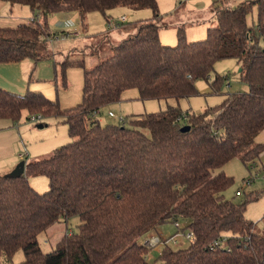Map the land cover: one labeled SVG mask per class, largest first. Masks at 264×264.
Here are the masks:
<instances>
[{
    "label": "trees",
    "instance_id": "1",
    "mask_svg": "<svg viewBox=\"0 0 264 264\" xmlns=\"http://www.w3.org/2000/svg\"><path fill=\"white\" fill-rule=\"evenodd\" d=\"M8 1L29 6L33 20L0 25V64L51 59L49 15L78 11L84 28L89 13L106 15L119 6L150 8L160 18L157 0ZM254 7L257 24L249 25ZM215 18L217 25L203 40L187 41L180 29L175 46L162 45L158 21L148 20L110 43L112 55L93 67L66 58L63 87L68 66L84 69L81 103L69 109L38 91L0 87V120L14 126L24 113L29 119L63 117L74 138L49 157L28 161L22 176L0 175V264L19 249L25 258L18 264H264V235L246 219V202L225 197L234 179L220 171L238 157L249 168L264 153V144L256 141L264 130V0H242L234 7L222 0ZM224 58L241 64L247 92L228 93L198 113L168 105L105 126L96 117L129 90L141 101L198 95L196 81L208 80ZM184 126L189 130L181 131ZM31 177L47 178L48 189L38 191ZM73 216L82 221L79 231L65 234L45 253L39 234ZM175 222L181 224L176 233L191 231L193 242L181 248L166 243L151 263L140 236Z\"/></svg>",
    "mask_w": 264,
    "mask_h": 264
},
{
    "label": "rangeland",
    "instance_id": "2",
    "mask_svg": "<svg viewBox=\"0 0 264 264\" xmlns=\"http://www.w3.org/2000/svg\"><path fill=\"white\" fill-rule=\"evenodd\" d=\"M222 0H157L160 18L155 20L154 12L150 8H136L132 6H119L108 10L104 15L101 12H92L86 19V33L81 38H64L67 28L59 24L57 19L52 15L48 17V27L52 41L49 42L48 52L53 50L54 56L57 58V70L53 77L42 80L44 86L51 90L54 94L53 100L58 99L62 109H69L81 103L84 84V69L79 65H71L66 69L67 86L63 87L61 82V63L69 58L71 60L84 59L85 66L93 67L96 64L106 60L112 55L109 43H118L126 35L124 32L128 30H136L139 23L144 21L155 20L160 25L159 42L165 46H175L178 42V31L183 30L184 37L187 41H199L207 37L208 29L217 25L215 18V6ZM225 1V0H224ZM242 0H227V4L234 7ZM117 12H123L128 22L123 24L121 28L117 26ZM58 14V13H57ZM111 15V16H110ZM110 23L108 22V17ZM249 25H256L258 20L257 7L247 17ZM43 23V19H40ZM81 23V22H80ZM84 28V27H82ZM121 29V30H120ZM133 31V32H134ZM91 37L93 47H82L80 50L74 49L82 44L84 38ZM112 39V41H111ZM51 54V51H50ZM46 61V60H43ZM43 61H40L43 62ZM50 63V62H49ZM241 64L235 58L219 59L214 64V69L210 73L208 80L199 79L196 81V87L199 91L198 95L190 98L168 100H130L125 102L124 111L118 106L103 107L98 119L102 126L107 124H118V117H123L129 122L130 118L135 115H144L152 112L161 111L169 105H179L183 111L191 110L193 112H202L210 106L220 104L228 93L247 92L248 84L241 78ZM36 72L33 79L36 81ZM216 77L222 79L212 87V83ZM56 81H58L56 83ZM56 84L58 87H56ZM57 90V91H56ZM45 95V94H44ZM46 96V95H45ZM48 98V96H46ZM50 99V98H49ZM112 110L116 118L108 116L109 110ZM10 121L0 120V127H5ZM44 124L43 128H38L39 124ZM11 129L0 130V143H13L15 139L18 150L24 151L30 148L37 149L49 144L43 149L37 159L47 158L56 150L74 138L70 136L68 125L64 122L63 117L48 116L42 118L40 122L31 121L24 113L23 118L17 125H12ZM13 133V134H12ZM149 136V131L145 130ZM6 140H3V138ZM31 146V147H29ZM27 157V156H26ZM29 157L27 162L32 160ZM21 161H23L21 159ZM20 161V162H21ZM17 164H13V171ZM220 171H224L226 175L233 177V184L224 192L227 199L232 200L236 204L246 202L245 217L254 223V230L264 235V153L260 159L249 163V168L238 157L228 162ZM219 172L216 171V173ZM10 173V172H9ZM8 174V173H7ZM6 175V174H4ZM251 179L252 184L245 186L244 181ZM48 189V186L42 187L41 192ZM242 191L241 196H237L236 192ZM82 221L78 216L65 219L60 218L59 221L52 224L38 236L40 247L45 253L52 252L63 236L67 233L78 232ZM183 225V223H182ZM153 230V228L151 229ZM169 230L176 233L177 229L174 224L168 223L158 226L157 233H167ZM145 233L140 236L139 242H143ZM174 248L187 247L190 243L186 240L183 245H177L169 241L168 243ZM162 246L159 245L150 251L148 255L151 263L158 259ZM25 256L19 249L11 260L2 259V264H18L24 260ZM156 264L158 262H155Z\"/></svg>",
    "mask_w": 264,
    "mask_h": 264
},
{
    "label": "crops",
    "instance_id": "3",
    "mask_svg": "<svg viewBox=\"0 0 264 264\" xmlns=\"http://www.w3.org/2000/svg\"><path fill=\"white\" fill-rule=\"evenodd\" d=\"M114 10H119V9L115 8ZM91 14L92 13H89L87 17ZM117 14H118L117 18L119 16H125L123 12H117ZM52 17L57 19L60 25H63L64 27H69L67 28V32L70 31L73 27L79 25L81 28V33L79 36L73 38H81L85 35L86 32H87L86 34H88V28L87 27L82 28L80 24L81 16L78 11L61 12L58 14H53ZM110 19L112 18H109V20L107 19L109 23H110ZM32 20H33V12L29 6L15 5V4H11L8 0H0V25L4 27H14L21 23H25V22L28 23ZM127 22L128 19L125 23ZM122 26L123 24L119 28H121ZM133 31L134 30H128L124 32L126 34L124 38L127 37L129 33H133ZM91 41H92L91 37L89 38L86 37L82 40V44L79 47L78 46L74 47V49L80 50L82 47H89V46L93 47ZM50 51L52 58L43 61L41 63L40 62L36 63L32 59H24L16 63L0 64V87L5 90L16 93H23L26 90L30 89L33 91L41 92L46 96H48V98L52 99L54 94L51 92V90L47 89L44 86V82L42 81L45 78L51 79L53 77V74L57 70V66H56L57 58L54 56L53 50L50 49ZM35 72H36L35 77L37 79L36 81L33 79ZM57 82L58 81H56V83ZM56 87H58L57 84ZM130 100L140 101V99H138V92L136 90L126 91L123 94L122 100L120 102L111 104L110 107L113 108L115 106H118L120 110H123L125 107V102ZM109 112H113V111L110 109ZM109 112H108V116H109ZM100 114L101 112H99V114L96 117L98 118ZM4 126L5 127H0V130L10 129L12 130V132L14 131L13 129H11L12 125L10 123ZM3 140H6V138L4 137ZM256 141L257 143L264 144V130L258 135ZM48 146L50 145L45 144L43 147L37 149L30 148L29 150H26L27 158L25 162L27 163L29 157H33L32 160H36L39 156V153H41L43 149L47 148ZM22 153H24V151L18 150L15 139H13V143L10 142L8 143L7 140H6V144L0 143V175H4L11 172V170L13 169V164L14 163L16 164L17 162L20 163L22 159L21 158ZM30 183L32 184V186H34V188H36L40 192L42 191L40 190L42 189V187H44L45 189V187L48 186V180L45 177H31ZM159 234L170 236L173 234V232L169 230L165 234V233H157V231H153L150 232L148 235H146V237L159 235Z\"/></svg>",
    "mask_w": 264,
    "mask_h": 264
},
{
    "label": "built area",
    "instance_id": "4",
    "mask_svg": "<svg viewBox=\"0 0 264 264\" xmlns=\"http://www.w3.org/2000/svg\"><path fill=\"white\" fill-rule=\"evenodd\" d=\"M127 21L125 16H119L117 18V26H120L122 24H124ZM81 33V28L80 26H76L73 27L70 31L66 32L63 37L64 38H70V37H77L79 36ZM99 112H96V115H98ZM109 116L112 118H116V115L113 112H109ZM42 116L41 115H33L31 116L30 120L31 121H37L40 122L42 120ZM118 122H122L124 120L123 117H118ZM27 154L22 153L21 154V158L23 161H26V157ZM245 186H250L252 184V180L248 179L246 181H244ZM237 196H241L242 195V191L238 190L236 192ZM174 227L176 229H179L181 227V224L179 222H175ZM194 235L191 231H186V232H177L175 234H172L170 236H165V235H154V236H148L145 239H143V246L148 248L149 250H153L155 249L157 246L161 245H165L166 243H169V241L173 242L174 244L177 245H183V241L186 240L189 243L193 242Z\"/></svg>",
    "mask_w": 264,
    "mask_h": 264
},
{
    "label": "water",
    "instance_id": "5",
    "mask_svg": "<svg viewBox=\"0 0 264 264\" xmlns=\"http://www.w3.org/2000/svg\"><path fill=\"white\" fill-rule=\"evenodd\" d=\"M44 126H45L44 124H39L38 128H43ZM187 130H189V126H184L181 128V131H183V132H185ZM25 167H26V162L21 161L13 171L6 174L5 176H7L9 178L20 177V176L25 174Z\"/></svg>",
    "mask_w": 264,
    "mask_h": 264
}]
</instances>
